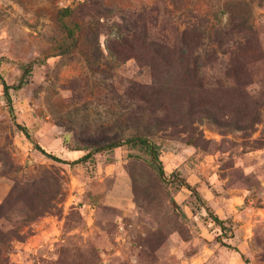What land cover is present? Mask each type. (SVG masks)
<instances>
[{"label": "rangeland", "instance_id": "1", "mask_svg": "<svg viewBox=\"0 0 264 264\" xmlns=\"http://www.w3.org/2000/svg\"><path fill=\"white\" fill-rule=\"evenodd\" d=\"M0 264H264V0H0Z\"/></svg>", "mask_w": 264, "mask_h": 264}, {"label": "trees", "instance_id": "2", "mask_svg": "<svg viewBox=\"0 0 264 264\" xmlns=\"http://www.w3.org/2000/svg\"><path fill=\"white\" fill-rule=\"evenodd\" d=\"M70 13H71V9L68 7L63 8L58 12L57 18H58L60 25L64 31V40H63V43L61 44L59 51L56 54L45 56V58L41 61L39 59H36L35 61L43 62L47 59V57L67 54L72 48L75 47V45L77 43L78 26L76 24L73 26H69L68 24H66V22H64V19L67 16H69ZM35 61L29 62L26 65H23L22 66L23 73L29 72L32 64ZM1 81H2V85H3L4 97H5L6 102L8 103V105L10 107L11 98H10V94H9V89L10 88L18 89L21 86H20V84H18L16 86H9L2 80V78H1ZM243 99L244 98H241L240 101H242ZM243 108H244V105H243V103H241L235 109V111L232 113L233 119L239 118L240 121H242V119H244L245 114L243 113V110H244ZM199 112H202V110ZM209 115H210V117L214 118L215 120L217 119L216 118L217 114L212 113ZM254 115H255V117L253 119V122H257L258 121L257 112H255ZM228 123H235V127L239 128V129L241 128L240 124L237 121H232V119ZM16 125L19 128V130H21L28 137L27 129L23 126H20L19 124H16ZM35 146L42 154H44L46 156L47 159L52 160L56 163H61V164H76V163L85 162L88 159H90L94 153L101 152L103 150L111 151V150H114V149L121 147V146H127L131 149H137V150H141V151L145 152L149 157V161H150L152 168L159 175V177L164 178V169H163V166H162L161 161L159 159V153H160L159 152V146L150 142L144 136H132V137L124 138V139L112 140V141L104 142L102 144H96L93 146H88L89 148L88 147H77L76 150H83V149H90V150L88 152H86L85 154H83L78 159L73 160L72 162H69L68 160H63L62 158H60L54 154L46 152L45 150L40 148V146H38L37 144ZM182 186H185L188 189L190 188V186L188 184L183 183V180H178L176 183L177 189H179ZM213 219L216 223L220 224V221L218 220V218L216 216Z\"/></svg>", "mask_w": 264, "mask_h": 264}]
</instances>
